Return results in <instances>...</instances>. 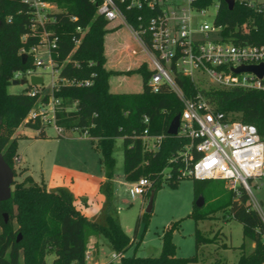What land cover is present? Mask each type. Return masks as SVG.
Masks as SVG:
<instances>
[{
	"label": "trees",
	"instance_id": "1",
	"mask_svg": "<svg viewBox=\"0 0 264 264\" xmlns=\"http://www.w3.org/2000/svg\"><path fill=\"white\" fill-rule=\"evenodd\" d=\"M55 3L59 12L53 21L45 23L47 30L58 37L57 48L52 57L60 65L61 78L89 80L87 86L61 85L54 90L55 96L62 98V108L56 113V124L64 130H78L93 140L100 153V161L105 169V182L100 191L105 202L99 214L87 217L74 205L73 194L65 187L47 189L43 182H36L26 175L21 182L14 181L11 197L0 201V264H47L46 256L54 254L50 264H86L85 251L89 239L104 237L112 250L122 253L120 264H198V252L207 241L199 228L194 230L195 253L189 257L177 256L173 242V232L179 221L172 222L161 235L162 245L157 256L124 255L139 241L131 239L120 225L118 216L110 204L115 158L114 145L117 138L123 141V176L126 181L147 178L151 186L145 194L162 187V170L171 169L173 178L166 181L172 187L182 179L175 177L177 164L171 158L181 150L189 139L181 134L169 135L167 129L174 116L182 110V103L174 92L162 86L159 92H152L147 80L151 74L146 62L138 66L118 70L108 68L105 53V36L109 32L108 21L96 14L101 0H48ZM214 0H198L197 6L204 7ZM215 24L221 26L224 41L236 45L250 44L264 46V10L236 0L229 9L225 0H218ZM31 9L21 0H0V152L11 166V158L17 153V138L8 139V130L23 123L38 130L35 138H46L45 127L39 122H25L29 111L36 105L38 95L29 96L26 91L10 93L7 87L14 81L16 71L34 68L32 56L22 62L19 50H28L39 43V31L31 33ZM128 20L136 25L139 13H127ZM76 20H70V16ZM11 20L7 21L6 18ZM76 26L86 28L79 44L72 51V37L77 35ZM117 27V25L115 26ZM26 38L23 40V35ZM69 56V61L65 60ZM137 73L141 77L142 89L137 92H113L110 77L117 74ZM177 81L189 98L197 92L204 95L212 109L231 113L232 119L256 126L264 135V89L241 87L222 88L208 86L198 88L186 76H177ZM19 82V81H17ZM264 83V80H263ZM43 101L47 96L42 97ZM144 117L148 121H144ZM147 129L149 134H163L160 147L154 152L145 151L140 135ZM60 136V135H58ZM13 169V168H12ZM14 170V169H13ZM194 180V197L202 193L206 182ZM245 190L239 195L228 190L225 200H220L214 209L229 208L230 215L242 225L243 238L254 243L252 251L246 253L244 245L238 247L240 253L235 264L264 263V222L260 214L250 206ZM213 210L199 213L192 210L195 220L206 219ZM7 214V221L3 214ZM142 213L137 217L135 232ZM18 226L14 228L12 223ZM20 240L17 241L18 233ZM98 242L94 245L97 250ZM226 244L220 248H229ZM213 264H226L215 260Z\"/></svg>",
	"mask_w": 264,
	"mask_h": 264
},
{
	"label": "built area",
	"instance_id": "2",
	"mask_svg": "<svg viewBox=\"0 0 264 264\" xmlns=\"http://www.w3.org/2000/svg\"><path fill=\"white\" fill-rule=\"evenodd\" d=\"M21 1L31 9L32 35L36 34L37 28H41L40 39L38 44L28 50L24 47L19 50V54L32 56L35 67L16 71L12 79L19 81L21 78L30 83L31 76H41L44 80L41 74L36 73V68L43 66L52 69L49 91L43 90V81L41 84L31 85L32 88L27 90L29 96L38 95V100L24 121L39 122L44 127L52 126L60 135L64 128L56 124V113L62 108V98L55 96L54 90L61 85L87 86L90 82L61 78L59 75L61 66L56 65L52 57L57 48L58 37L45 27V23L53 21L54 14L60 11L56 4L48 0ZM238 1L264 10V0L255 4L250 0ZM197 2L198 0H101L96 7V14L108 22L117 20L118 24H124L128 28L151 70L147 80L149 89L156 93L165 86L182 103L176 135L187 137L189 142L171 158L173 164L178 165L175 177L224 180L237 195L241 189L245 190L254 207L250 206L257 209L249 182L256 181V186L264 184V135L258 133L255 125L232 119L231 113L214 111L208 99L200 92L193 98L187 97L177 76L190 78L198 88L217 86L264 89V75L260 79L253 72L236 73L233 70L241 65L264 63V46L236 45L224 41L221 26L214 22L216 13L210 23L198 20L206 14L211 4L200 7ZM124 10L127 13L139 11L135 17L136 25L128 20ZM6 20L10 21L11 18L7 17ZM70 20H76V16H70ZM85 31L86 28L76 26L77 35L72 37V51ZM25 38L26 34L23 35V40ZM132 53L137 51L133 48ZM43 56H46V61ZM69 60L68 56L65 62ZM53 72H57V75ZM203 78L208 82L203 84ZM44 96H47L46 101L42 100ZM144 121L147 122L148 118L144 117ZM139 137L144 150L154 152L159 149L164 135L149 134L145 129ZM161 174L163 182L173 178L169 167L164 168ZM128 183L132 192L140 195L145 194L151 186L150 181L143 177ZM261 218L264 222V218ZM121 256L122 253L114 252L111 254V261L120 259ZM86 257L90 258V255Z\"/></svg>",
	"mask_w": 264,
	"mask_h": 264
},
{
	"label": "rangeland",
	"instance_id": "3",
	"mask_svg": "<svg viewBox=\"0 0 264 264\" xmlns=\"http://www.w3.org/2000/svg\"><path fill=\"white\" fill-rule=\"evenodd\" d=\"M253 4L261 0H250ZM218 0H214L207 8L204 16L198 18L201 21L212 22L216 13ZM117 24V27H113ZM110 28L105 40V53L107 55L108 68L125 70L134 68L146 57L132 37L130 31L124 24H118L117 20L108 22ZM130 46H126V44ZM112 47L115 50H111ZM137 53H132V49ZM46 61V56H43ZM50 67L39 66L36 73L43 76V90L49 91L52 80ZM57 75V72H53ZM21 80V78H20ZM11 83L7 87L10 93H19L31 89V84ZM208 82L203 78V84ZM42 89V88H41ZM142 89L141 77L137 73L130 75L117 74L110 77V90L113 92H137ZM46 138H35L38 130L20 123L8 130V139L17 138V153L11 158V165L14 169V181L21 182L27 174L38 179L41 170H48L53 161L73 166L93 175H101L103 172L100 161V153L94 143L78 130H64L60 136L52 126H45ZM20 156V160L18 159ZM113 156L115 158L114 173L112 178V194L110 204L118 216L119 222L125 233L136 241L137 247L132 245L124 255L135 253L137 256H157L160 253L162 240L161 235L172 222L179 221L178 228L173 232L177 256L189 257L195 253L194 230L199 228L206 238V243L201 246L198 252V264H213L219 260L226 264H235L239 252L237 249H219L224 244L238 246L245 242L249 246L250 241L243 238L242 225L230 215L229 208L214 209L225 200L230 190L226 181L212 179L206 182V186L200 193L203 197V204L196 206L199 195L194 197L193 179L184 178L179 180L176 186L172 187L163 182L154 197L152 212L141 218L138 229L135 232L137 217L144 213L148 197L134 194L128 181L123 176V141L117 138L114 145ZM21 167H28L27 173ZM13 181V182H14ZM250 188L252 195L257 202V211L264 218V184L256 186V181H251ZM260 183V182H259ZM13 188V183L11 189ZM253 206L250 199L248 202ZM254 207V206H253ZM204 213L213 210L206 219L195 220L190 215L192 210ZM7 216V214H6ZM8 218V217H7ZM17 228L16 221L12 223ZM19 232L17 235H20ZM98 242L97 250L94 245ZM219 249V250H218ZM219 251L218 253L216 251ZM96 251V252H95ZM115 251L109 246L104 237L90 238L85 251L86 264H120V259L111 261V254ZM90 255V258L86 256ZM47 264L54 259V254L46 256Z\"/></svg>",
	"mask_w": 264,
	"mask_h": 264
},
{
	"label": "crops",
	"instance_id": "4",
	"mask_svg": "<svg viewBox=\"0 0 264 264\" xmlns=\"http://www.w3.org/2000/svg\"><path fill=\"white\" fill-rule=\"evenodd\" d=\"M116 25L117 24H115L113 27H115ZM106 36H105V40H106ZM126 46H130V44L127 43ZM111 50H115V48L112 47ZM46 135L48 137V134ZM84 136L85 138H89L86 135ZM89 139L91 140V138ZM18 159L20 160V156H18ZM21 168L24 170L25 173L29 171L28 167H21ZM102 169L103 172L101 175H93L90 172L79 170L78 168H75L73 166H69L61 162L53 161L50 164L48 170L45 169L41 170L38 179L34 178L31 174H27V175H30L33 178V180L38 183L43 182L47 189H53L56 187L67 188L75 198L74 200L75 207L87 217H94L97 214H99L105 202V196L100 191L101 184H103L106 180L105 169L103 165H102ZM241 244L244 245L243 249L246 253L252 251V249L254 248V243L252 241H250L249 246H247L248 244H246L245 242H242ZM219 249H227V248H219ZM218 250L216 251L217 253L219 252ZM237 251L240 253L239 249H237Z\"/></svg>",
	"mask_w": 264,
	"mask_h": 264
},
{
	"label": "water",
	"instance_id": "5",
	"mask_svg": "<svg viewBox=\"0 0 264 264\" xmlns=\"http://www.w3.org/2000/svg\"><path fill=\"white\" fill-rule=\"evenodd\" d=\"M228 8L231 9L234 6V0H225ZM26 54H21L22 62L26 60ZM234 72H242V71H249L255 73L258 78H262L264 75V63L258 65H241L233 69ZM41 76H31L30 84L37 85L42 83ZM26 80H21L20 83H25ZM12 83H17V81H13ZM179 126V114L173 117L171 120L169 127L167 129V133L169 135H176ZM15 172L11 168V166L5 161L2 153L0 152V201L8 200L11 197V185L14 181ZM155 197L154 190L150 191V195L148 197V201L145 207L144 212L150 214L153 209V201ZM203 204V197L201 195L198 196L196 200V206H201ZM5 221H7L6 213L3 214ZM20 235H18L17 241L20 240Z\"/></svg>",
	"mask_w": 264,
	"mask_h": 264
}]
</instances>
